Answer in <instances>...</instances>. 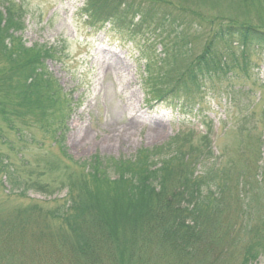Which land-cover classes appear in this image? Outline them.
Returning a JSON list of instances; mask_svg holds the SVG:
<instances>
[{
  "label": "rangeland",
  "instance_id": "1",
  "mask_svg": "<svg viewBox=\"0 0 264 264\" xmlns=\"http://www.w3.org/2000/svg\"><path fill=\"white\" fill-rule=\"evenodd\" d=\"M138 1L157 17L169 16L182 25L191 41L187 63L201 54L219 24L234 22L264 31V0ZM16 2L25 12L21 39L26 46L43 45L57 52L45 65L73 100L64 139L73 162L85 164L93 155L129 159L138 148L162 145L178 131L195 129L196 136L202 134L209 128L202 122L211 120L213 158L230 173L219 196V224L231 229L229 243L237 239L229 252L233 264H240L242 245L255 240V233L264 235V48H248L242 55L241 47L230 42L228 56H223L222 42H217L213 51L219 64L227 66L216 73L223 74L203 80L196 96H186L190 102L181 98L175 100L178 103L147 104L141 88L147 50L143 40L151 24L136 18L127 30L109 25L93 30L80 14L83 0ZM148 51L161 54L156 44L148 46ZM23 121L17 126L34 142L19 141L0 118V136L6 141L0 139V159L8 156L20 180H35L49 189L39 193L31 188L20 196L0 174V225L15 223L21 217L18 212L26 207L38 208L22 215L27 229L11 236L0 257L3 264H66L73 240L59 221L45 213L67 201L66 178L81 167L64 159L59 145L33 118ZM243 128L249 132L238 134ZM107 173L110 179L116 178L112 171ZM250 264H264V258Z\"/></svg>",
  "mask_w": 264,
  "mask_h": 264
},
{
  "label": "trees",
  "instance_id": "2",
  "mask_svg": "<svg viewBox=\"0 0 264 264\" xmlns=\"http://www.w3.org/2000/svg\"><path fill=\"white\" fill-rule=\"evenodd\" d=\"M79 11L93 30L106 25L127 30L136 18L152 25L143 40L147 50L144 47L141 88L147 104L181 98L190 102L186 96H196L203 80L223 74L216 73L227 66L219 64L213 51L217 42H222L223 56H228L230 42L241 47L242 55L248 48H264V31L228 22L217 25L201 54L187 63L191 41L182 25L169 16L157 17L138 0H83ZM24 17L20 3L0 0V118L25 144L33 138L17 123L23 125V118H33L59 145L64 159L81 167L66 178L67 201L45 213L59 221L73 240L66 264H230V259L233 264L229 248L238 241L234 238L229 243L231 229L219 224V196L230 173L213 158L211 128L197 136L195 129H185L162 145L137 149L129 159L93 155L85 164L73 162L64 145L73 100L45 65L57 52L53 47L25 45L21 39ZM155 44L161 54L148 51V46ZM244 131L249 132L243 128L238 134ZM4 157L0 174L20 196L31 188L39 193L48 191L47 184L20 180L17 168ZM207 159L210 165L204 164ZM107 170L116 178L110 179ZM36 208L26 207L18 212L21 217L15 223L0 225L6 229L0 231V256L11 236L27 229L22 215ZM254 235L255 240L242 245L240 264L264 258V235Z\"/></svg>",
  "mask_w": 264,
  "mask_h": 264
}]
</instances>
